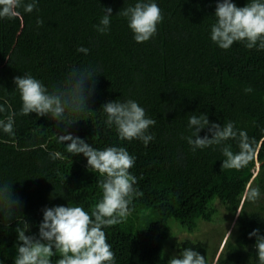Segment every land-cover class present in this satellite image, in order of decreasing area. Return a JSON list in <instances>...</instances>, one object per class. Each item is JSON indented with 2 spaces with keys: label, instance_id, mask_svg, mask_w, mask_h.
I'll return each mask as SVG.
<instances>
[{
  "label": "trees",
  "instance_id": "trees-1",
  "mask_svg": "<svg viewBox=\"0 0 264 264\" xmlns=\"http://www.w3.org/2000/svg\"><path fill=\"white\" fill-rule=\"evenodd\" d=\"M28 2V0H25ZM137 0H38L32 13L0 20V104L15 116L14 136L0 130V182L12 184L21 208L7 224L0 213V261L13 264L19 225L26 235L37 234L45 207L80 206L91 212L102 190L98 174L90 172L83 154L72 156L58 134L71 133L103 150L124 147L135 157L130 169L142 195L135 196L126 221L106 227L115 264H168L173 248L178 255L192 248L207 264H257L249 233L264 236V50L234 43L228 50L210 39L218 0H154L163 14L157 34L137 43L126 18L117 13ZM243 7L249 0H232ZM112 9L110 30L99 33L103 8ZM43 21L37 26L36 21ZM88 49L85 54L78 48ZM90 68L95 90L76 121L67 128L47 117L19 115L22 102L14 78L31 74L49 90L64 84L73 69ZM251 87V92H245ZM138 102L156 121L147 146L139 140L118 138L115 126L105 125V102ZM206 113L221 126L231 121L237 130L255 138L257 156L240 171L221 169L219 146L192 151L188 117ZM6 114H0L3 118ZM210 133L201 130L203 137ZM238 151L234 140L227 142ZM50 153L58 154L55 159ZM258 187L261 198L246 202L244 193ZM217 200L231 215L241 209L221 249L207 239H182L172 247L177 232L199 231L213 222ZM242 206V207H241ZM176 224L173 226L169 221ZM27 223V224H26ZM231 234V235H230ZM59 258L53 256L52 262Z\"/></svg>",
  "mask_w": 264,
  "mask_h": 264
},
{
  "label": "clouds",
  "instance_id": "clouds-1",
  "mask_svg": "<svg viewBox=\"0 0 264 264\" xmlns=\"http://www.w3.org/2000/svg\"><path fill=\"white\" fill-rule=\"evenodd\" d=\"M37 3L38 0H0V20L19 17L21 13L18 9L21 8L24 13L30 14L37 9ZM103 11L104 15L94 27L99 33L107 34L112 9L103 8ZM117 14L126 18L137 43L147 42L154 37L157 26L163 21L162 11L154 0H137L134 6L123 8ZM214 16L210 39L219 48L228 50L234 43H241L247 49L264 50V0H249L243 7H238L232 0H218ZM36 23L42 26L43 21L38 19ZM77 51L86 54L88 49L80 47ZM97 76L90 68L73 69L66 82L53 86L52 90L31 74L16 76L13 82L22 102L19 115L35 113L38 117L50 118L59 127L63 126L67 133L68 126L76 122L68 119L67 114L90 110L87 101L94 93ZM251 91V87L245 89V92ZM6 104L7 101L0 104V114H6L0 118V130L14 136L17 113L10 111ZM101 108L106 114L105 125L109 128L115 126L119 140H139L147 146L154 139L149 129L156 121L147 117L145 109L138 102L131 99L108 101ZM188 128L192 134L183 138L192 151L219 146L224 157L221 169L240 171L256 159L255 138H250L244 130H237L234 122L229 121L221 126L210 122L206 113H193L188 117ZM204 129L211 138L208 134L203 137L199 135ZM58 140L66 145L67 152L72 156L83 154L87 159V169L101 177L98 183L102 196L90 213L80 206L45 207L37 234H25L29 231L27 223V228L18 225L15 228L17 242L14 245L16 255L13 264H53L51 258L57 254L59 258L55 264H115V254L103 229L126 221L131 214L133 198L142 195L134 187L138 183L137 178L130 172L135 157L124 147L93 148L71 133L58 134ZM230 140L236 141L238 151L232 150L227 143ZM49 155L55 159L58 154ZM260 198L258 187L250 186L244 193L246 202L255 203ZM21 206L19 198H14L12 184L0 182L2 221H7L9 226L8 222ZM235 215H242L240 208L236 209ZM248 235L249 238H256L253 248L257 264H264V236L260 235L259 228ZM0 264L3 262L0 261ZM168 264H207V261L192 248H184L178 257H171Z\"/></svg>",
  "mask_w": 264,
  "mask_h": 264
},
{
  "label": "rangeland",
  "instance_id": "rangeland-1",
  "mask_svg": "<svg viewBox=\"0 0 264 264\" xmlns=\"http://www.w3.org/2000/svg\"><path fill=\"white\" fill-rule=\"evenodd\" d=\"M216 207H218V213L216 214V220L213 222H205L203 221L201 224V228L199 231H195L193 233L187 232V231H180L177 232L174 236V241L172 242V247L176 243V245L181 242L182 239H193V240H199V239H207L210 244H215L217 246V249H221L223 246V242L226 236L233 231V227L236 221V217L231 215L229 211L227 210V207L225 204H222V201L217 200ZM169 223L173 226H176V224H173L171 220ZM229 232V233H228ZM177 246H175V249L173 248L171 256H177Z\"/></svg>",
  "mask_w": 264,
  "mask_h": 264
}]
</instances>
